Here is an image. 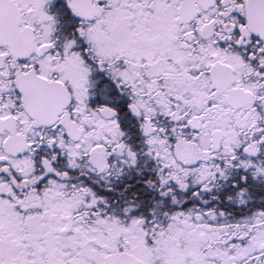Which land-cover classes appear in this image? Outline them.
<instances>
[{"label":"snow or ice","instance_id":"snow-or-ice-1","mask_svg":"<svg viewBox=\"0 0 264 264\" xmlns=\"http://www.w3.org/2000/svg\"><path fill=\"white\" fill-rule=\"evenodd\" d=\"M0 264H264V0H0Z\"/></svg>","mask_w":264,"mask_h":264}]
</instances>
